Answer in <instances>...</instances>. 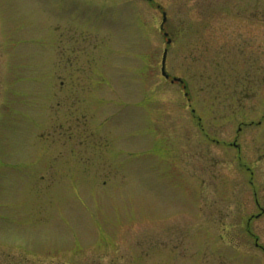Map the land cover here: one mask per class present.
Returning a JSON list of instances; mask_svg holds the SVG:
<instances>
[{"label": "rangeland", "instance_id": "374dc122", "mask_svg": "<svg viewBox=\"0 0 264 264\" xmlns=\"http://www.w3.org/2000/svg\"><path fill=\"white\" fill-rule=\"evenodd\" d=\"M161 12L186 90L160 75ZM261 12L264 0H0V257L264 264Z\"/></svg>", "mask_w": 264, "mask_h": 264}, {"label": "flooded vegetation", "instance_id": "af4514ba", "mask_svg": "<svg viewBox=\"0 0 264 264\" xmlns=\"http://www.w3.org/2000/svg\"><path fill=\"white\" fill-rule=\"evenodd\" d=\"M81 1H85V0H81ZM91 1H93V0H91ZM263 13L261 12L262 15H263ZM263 157H264V155L258 156V158L254 161V163L261 164V166L257 165V167H258L257 171L264 173V159H263ZM240 159H241V156L237 157V160H236L239 163V165L241 163ZM245 195H247V193H245ZM253 198H254V203L256 204L257 207L259 206V204L264 205V178H262L261 186L259 188H257V191L253 192ZM238 203L239 202H236V204H238ZM250 236L252 237V235H250ZM255 246L257 247L256 243H255ZM262 252L264 253V250H262ZM0 264H21V258L19 257L16 261H13L8 256L0 257Z\"/></svg>", "mask_w": 264, "mask_h": 264}, {"label": "water", "instance_id": "95a60500", "mask_svg": "<svg viewBox=\"0 0 264 264\" xmlns=\"http://www.w3.org/2000/svg\"><path fill=\"white\" fill-rule=\"evenodd\" d=\"M147 1H151V0H147ZM165 20H166V18H165V14L164 13H162V22H161V25H160V29L162 30L163 29V24L165 23ZM164 36H166V34L164 35ZM167 43H169V41L167 42ZM166 54H167V51H166V49L163 51V54H162V58H161V75L165 78V79H167L168 78V74L166 73V71H165V59H166ZM179 82V83H182V80L181 79H177V78H175V79H173L172 80V82Z\"/></svg>", "mask_w": 264, "mask_h": 264}]
</instances>
